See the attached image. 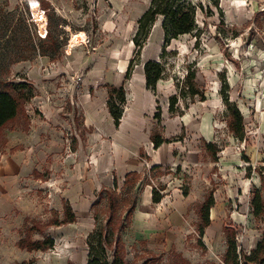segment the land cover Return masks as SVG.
I'll return each instance as SVG.
<instances>
[{
  "label": "rangeland",
  "instance_id": "374dc122",
  "mask_svg": "<svg viewBox=\"0 0 264 264\" xmlns=\"http://www.w3.org/2000/svg\"><path fill=\"white\" fill-rule=\"evenodd\" d=\"M192 1L203 5L197 12L199 30L172 38L163 55L164 33L158 18L132 75L136 81L140 79L147 59L165 63V75L156 90L144 86L152 101L145 116L150 131L157 126L172 140L168 142L171 154L162 168L150 173L151 162H144L143 176H149L158 189L164 187L160 203H152L159 214V228L147 238L151 247L135 239L131 227L122 232L129 264H143L147 258L158 264H222L227 246L222 225L235 229L237 247L244 252L256 246L264 230V217H255L249 205L254 187L260 185L257 169L264 174V0H218V6L214 0ZM149 3L0 0V90L8 81L34 85V95L26 105L30 129L7 130L0 146L7 153L11 144L17 146L14 157L20 162L15 180L0 184V264H66L70 257L78 264L87 263L86 240L95 226L94 208L87 209L80 224L33 232L34 238L51 235L52 248L29 251L18 247L17 240L27 233L31 221L44 223L57 214L63 216L66 190L70 195L81 191L87 204L98 198V189L91 185L92 158L101 161L102 169L96 167V171L112 185L117 158L109 154L104 84H121L134 55L132 38L138 18ZM193 68L206 99L179 96L184 112L172 116L169 96L178 92V83ZM224 78L229 99L244 115L242 139L227 125L220 93ZM136 81L132 83L135 92ZM134 91L129 90L130 100L138 96ZM158 105L159 126L154 116ZM204 140L215 144L216 156ZM192 150H199L198 160L191 159ZM119 177L121 191L123 177ZM142 182L133 189L138 196ZM209 192L215 198L212 225L201 245L195 229L200 204ZM177 198L187 203L180 220ZM103 204L96 208L104 209ZM126 208L124 205L119 212L124 214ZM172 213L174 220L169 218ZM107 214L102 211L101 219Z\"/></svg>",
  "mask_w": 264,
  "mask_h": 264
},
{
  "label": "trees",
  "instance_id": "16d2710c",
  "mask_svg": "<svg viewBox=\"0 0 264 264\" xmlns=\"http://www.w3.org/2000/svg\"><path fill=\"white\" fill-rule=\"evenodd\" d=\"M213 3L218 6V0H214ZM198 8H203V5L195 3L192 0H150L148 7L138 18V25L132 38L135 44L134 55L128 62L121 84H104L107 87L106 105L114 119L115 125L118 126L120 124L128 100L126 82L133 74L134 67L138 63L136 60L139 59L142 48L147 42L151 29L157 19L161 18V28L164 33L165 43L162 53L164 55L166 51L165 46L170 43L172 38L199 30L197 22ZM165 71V63L162 60H145L143 72L145 74L146 87L155 91L158 82L164 78ZM195 77L196 70L194 68L188 69L184 79L178 83V92L172 93L169 96L168 111L172 116L183 114L184 112V109L180 107L179 96H191L192 98L199 96L201 100L206 99L205 91L201 89ZM228 89L229 84L224 78L220 93L226 105L227 125L235 137L242 139L245 133L244 115L238 104L229 99ZM33 91L34 85L32 83L27 84L26 81H8L5 83V88L0 90V146L5 143L7 130L20 128L23 131H28L30 129L31 116L26 110V105L34 95ZM157 108L158 110L154 116L157 118L159 126L162 121L160 105ZM150 138L155 148L163 142H170L172 140L170 137L162 135L157 126L151 129ZM204 145L216 156L217 149L214 143L205 141ZM17 148V146L10 147L9 151L13 152ZM214 158L216 160V157ZM160 168H162V164H153L150 167V173ZM257 171L260 174V185L254 187L249 205L255 217H264V174L259 168ZM141 180H143L144 184L148 183L152 185V200L154 202L161 201L163 194L160 189L164 187L158 189L150 181L149 176H142L141 172L136 170L128 171L125 174L121 191H118L119 183L116 174H114L111 186L103 185L98 191V198L91 205V208H94L93 218L95 226L88 234L86 240L88 249L86 264H129L125 259L126 247L122 232L129 225L131 214L138 199V193L133 189ZM103 200H106L105 204L102 203ZM99 203L104 205V209L96 208ZM214 203V195L212 192H209L199 207L200 219L196 229L200 236L198 242L201 245H204L202 236L204 235L206 226L211 222L210 212ZM124 205H127V208L124 210V214H122L119 211L122 210ZM102 211L108 213L103 219H101ZM76 221L77 216L75 211L69 201L66 200L63 205L62 217L57 214V216L51 217L44 223L36 220L31 221V224L27 227V233L19 237L17 245L21 249L29 251L52 248L54 238L51 235L46 234L41 238H34L32 236L33 232L39 231L44 233L50 226H58ZM223 232L226 236L227 246L222 255V264H264V230L256 246L248 252L238 249L235 229L229 225H224ZM147 252L152 253L154 251L148 250ZM151 261V259L147 258L143 264H158L155 261ZM67 264L78 263L69 259Z\"/></svg>",
  "mask_w": 264,
  "mask_h": 264
},
{
  "label": "crops",
  "instance_id": "0c3cea01",
  "mask_svg": "<svg viewBox=\"0 0 264 264\" xmlns=\"http://www.w3.org/2000/svg\"><path fill=\"white\" fill-rule=\"evenodd\" d=\"M139 73L142 75L140 79L136 81L134 77L131 76L132 79L130 78L131 80L127 86L128 93L129 90L134 91V89L132 88V83L136 81L138 84L137 87L138 90L137 92L135 91L134 92L138 93V96L136 97V100H130L128 98L126 103L127 105H125L124 113L121 118V122L118 126L115 125L114 119L111 116L108 107H106L107 108L106 112L108 116L106 121L107 124L106 132L108 133L106 134L107 136H109L111 143V145L109 146L111 149L109 154L112 157L117 158L115 174L118 177V183L120 182L119 176H122L124 180L125 174L131 170L140 171L143 176L144 169L146 168L145 167L146 164L144 163L145 160H149V162H151V166L157 163L163 164L168 160V157L171 154L170 153L171 149L168 146V142H163L157 148H155L150 138L151 131L149 127L148 118L146 119L145 116V110H147L149 108L150 103H152L151 94L146 93L147 91L145 90L148 89L144 88V86L146 87L145 84L146 79L144 72H139ZM122 80L123 79H121L120 83L122 82ZM55 116H60V115L56 114ZM97 127L99 128V126ZM100 129H102L101 126ZM13 146L15 145L11 144L9 146V149L10 147ZM18 149L19 148H17L13 152L9 151L8 153L4 151H0V184H5L6 182L9 181L13 182L15 180L20 162L16 161L14 154L16 153V151H18ZM145 151L147 153H145ZM198 153L199 150L196 151L192 150L191 159L196 158V160H198ZM89 167L91 169L92 174H94V176L91 179V185L93 187V190L98 189L99 191L103 185H107L105 183L106 180L103 179L102 175H100L98 171H96V167L102 169L101 161L92 158ZM113 178H114V172H113ZM141 191L142 192L138 196L136 205L131 214L129 225L127 226L126 230H128V228L131 227L133 229V235L135 239H138V241L140 242H145V243L147 242V245L151 247L150 245H152L153 243H151L147 238H149L150 235L157 233L158 232L157 230L159 228V214L158 212L153 211L152 203L158 204L160 203V201L154 202L152 200L151 184L148 183L144 184V182H142ZM80 194L81 191L78 192V190L75 192V194L72 193L71 195L69 190H66L63 193V196H65L66 200L67 201L69 200V202H71L72 205L74 204L73 205L74 207L73 206L72 207L75 208L73 210L75 211V214L77 216L76 222L79 224H80V219L86 217V215L88 214V210L91 209V205H92L91 201L89 204H87L86 200H84L86 198L84 196L83 198H81ZM175 202L177 208V218L180 220L182 217H184V213L187 211V203L182 198H177ZM174 217L175 215L173 213L169 216V218H171L172 220H174ZM210 217H211V212H210ZM76 222L63 224V225H71V224H75ZM211 225H212V220L210 224L206 226L205 228L206 232L204 233H208L210 231ZM224 225L227 224L225 223ZM224 225H222V230ZM195 231L197 232V229H195ZM198 238H200L199 234H198ZM148 250L154 251V249L152 248L145 249V251ZM69 259L73 260L71 259V257ZM69 259H65L64 262L67 264Z\"/></svg>",
  "mask_w": 264,
  "mask_h": 264
},
{
  "label": "built area",
  "instance_id": "2783aa9c",
  "mask_svg": "<svg viewBox=\"0 0 264 264\" xmlns=\"http://www.w3.org/2000/svg\"><path fill=\"white\" fill-rule=\"evenodd\" d=\"M262 50H263V57H262V61H263V63H264V45H263V47H262ZM263 82H264V76H263Z\"/></svg>",
  "mask_w": 264,
  "mask_h": 264
}]
</instances>
